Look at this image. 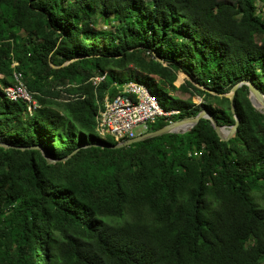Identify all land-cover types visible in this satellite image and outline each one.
Wrapping results in <instances>:
<instances>
[{
	"label": "trees",
	"instance_id": "obj_1",
	"mask_svg": "<svg viewBox=\"0 0 264 264\" xmlns=\"http://www.w3.org/2000/svg\"><path fill=\"white\" fill-rule=\"evenodd\" d=\"M14 72L32 110L3 93ZM130 80L173 121L206 109L232 125L234 84L264 94V0H0V264H264V113L248 86L226 141L201 118L94 145L117 142L96 115Z\"/></svg>",
	"mask_w": 264,
	"mask_h": 264
},
{
	"label": "built area",
	"instance_id": "obj_2",
	"mask_svg": "<svg viewBox=\"0 0 264 264\" xmlns=\"http://www.w3.org/2000/svg\"><path fill=\"white\" fill-rule=\"evenodd\" d=\"M106 73L89 78L95 87L104 81ZM14 83L3 87V93L9 100H23L28 110L38 106L36 99L22 81L20 72L13 73ZM116 88L114 96L104 94L101 107L96 115V130L102 137L112 136L115 141L131 139L137 136L135 128L141 126L147 132L148 126L158 118L172 122V116L178 109H163L155 96L143 83L130 80L122 84L112 83Z\"/></svg>",
	"mask_w": 264,
	"mask_h": 264
},
{
	"label": "water",
	"instance_id": "obj_3",
	"mask_svg": "<svg viewBox=\"0 0 264 264\" xmlns=\"http://www.w3.org/2000/svg\"><path fill=\"white\" fill-rule=\"evenodd\" d=\"M52 66L54 67V65H52ZM181 73L186 78L189 79L188 75H186L183 72H181ZM243 84H246L248 86V91H249L248 97H249V100H250L252 106L255 109H257L258 111H260L261 113H264V105L261 107H259V105H258V103L260 101H262V99H264V94L250 80H241V81L237 82L236 84H234L228 93L224 94L226 97H228V99L230 101L231 112L233 113V117L235 119V122L232 125L225 126V125L219 124L210 112H208L206 109H201L193 117H185L182 119L174 120L172 122H168L167 124H165L161 128H158V129L153 130V131H147V132H145L141 135H137L131 139L118 141L112 145H108L105 143H95L94 145L101 146V147H107V148H120V147L128 146L134 142L142 141V140H145L148 138L157 137V136L167 134V133H184V132L188 131L189 129H191L194 125H196L201 118L208 119L210 121L213 129L215 130L216 134L218 135V137L221 140L226 141V140L230 139L231 137H233L235 135L236 130H237L239 118H238L237 114L235 113V109H234V105H233V98H234V94H235L236 89ZM182 124L183 125L185 124L186 126L182 127L181 126ZM225 127H228V129H226ZM0 145L8 146V144H5L1 141H0ZM34 147H40V146L37 145ZM42 155L46 158V160L48 162H55V160L50 158L44 152L43 149H42Z\"/></svg>",
	"mask_w": 264,
	"mask_h": 264
},
{
	"label": "rangeland",
	"instance_id": "obj_4",
	"mask_svg": "<svg viewBox=\"0 0 264 264\" xmlns=\"http://www.w3.org/2000/svg\"><path fill=\"white\" fill-rule=\"evenodd\" d=\"M101 25L103 26V23H101ZM103 27H105V26H103ZM106 27H107V26H106ZM108 27H109V26H108ZM181 75H182V76H181ZM180 76L182 77V79H181L180 81H178V78H179ZM185 78H186V77H185L181 72H179L178 75H177V78H176V80H175V82H174V85L179 86L181 83L184 82ZM176 94H179V96L182 97V98H187V97L189 96L188 93H180V92H176ZM190 98H191V101H192L193 103H195V104H199V103H202V102H203V99H202L201 97L197 96V95H193V96H191ZM157 120H159V118H158ZM157 120H156V121H157ZM225 128L228 129V127H225ZM135 131H136L137 135H141V134L145 133V131L143 130V128H142L141 126L135 128ZM257 200H258V202H259L260 204H262V205L264 206V198H262V197L259 198V197H258Z\"/></svg>",
	"mask_w": 264,
	"mask_h": 264
},
{
	"label": "bare ground",
	"instance_id": "obj_5",
	"mask_svg": "<svg viewBox=\"0 0 264 264\" xmlns=\"http://www.w3.org/2000/svg\"><path fill=\"white\" fill-rule=\"evenodd\" d=\"M258 105H259V107H261V106H263L264 105V99H262V101H260L259 103H258ZM182 127H185L186 125L184 124H182L181 125Z\"/></svg>",
	"mask_w": 264,
	"mask_h": 264
}]
</instances>
